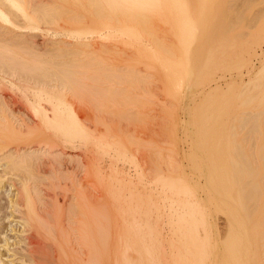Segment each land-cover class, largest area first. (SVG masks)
<instances>
[{
  "label": "bare ground",
  "instance_id": "obj_1",
  "mask_svg": "<svg viewBox=\"0 0 264 264\" xmlns=\"http://www.w3.org/2000/svg\"><path fill=\"white\" fill-rule=\"evenodd\" d=\"M229 1L0 0V188L9 187L7 204L0 201V264H264V61L252 62L264 48L257 51L256 33L244 25L250 2L239 0L238 11ZM226 70L237 78L222 90L216 73ZM157 81L168 101L159 106ZM73 100L148 130L155 115L147 108L167 115L169 155L126 135L149 152L141 156L158 191L133 193L134 203L120 207L113 257L107 188L100 171L91 179L89 149L90 140L106 139L92 136L93 120ZM176 111L188 136L182 154ZM52 135L81 139L83 176L62 168L67 154ZM156 197L172 216L169 252L148 219Z\"/></svg>",
  "mask_w": 264,
  "mask_h": 264
},
{
  "label": "rangeland",
  "instance_id": "obj_2",
  "mask_svg": "<svg viewBox=\"0 0 264 264\" xmlns=\"http://www.w3.org/2000/svg\"><path fill=\"white\" fill-rule=\"evenodd\" d=\"M230 1H232V3L234 4V7H236L235 9H237V5L236 4H238L239 5V7H242V9H244V5L242 4V3H239V2H242V1H239V0H230ZM230 1H229V3H230ZM234 1H235V3H234ZM237 1V2H236ZM239 1V2H238ZM244 2V1H243ZM248 2H250V3H248L249 5L245 8V10H244V13H246V15H247V17L245 18V21L244 22H246V23H244V25H246V29H248V30H251V32L253 33V32H255L256 33V38L258 39H256L257 40V44L255 43L253 46L257 49V51L258 50H260L261 48H264V13H261V12H264V0H248ZM232 3H230L231 5H232ZM236 5V6H235ZM238 7V11H241L242 9L241 8H239ZM255 12V13H254ZM253 15V16H252ZM261 15V16H260ZM250 16V17H249ZM263 17V18H262ZM250 20H248V19ZM257 18V19H256ZM259 19H260V21H259ZM249 22H248V21ZM252 20H254V21H252ZM257 22V23H256ZM250 25H251V27H250ZM255 26V27H254ZM250 27V28H249ZM253 30V31H252ZM256 30V31H255ZM262 32V33H261ZM261 34H262V36H261ZM126 56V58H130V54H127V55H125ZM260 59L262 60L263 59V61H264V54H262V55H260V56H258V57H253V60H252V62H253V64H255V66L257 67V66H259V64L261 63V61H260ZM255 60V61H254ZM115 64L116 65H122V63H120V60H118V61H116L115 62ZM139 67L140 68H143V66L142 65H139ZM228 72V73H227ZM243 73H242V78H243V80H248V75H247V73L245 72V70H243L242 71ZM246 73V74H245ZM221 77H219V76ZM229 75H230V77H229ZM236 77V71L235 70H226V71H218L217 73H216V79H219L220 78V80H219V82L221 83V89L223 90V89H226L227 88V85L232 81V78L233 77ZM225 77V78H224ZM234 77V78H235ZM237 78V77H236ZM237 80H240L239 78L237 79ZM224 82V83H222V82ZM155 82V81H154ZM157 82H159V81H157ZM156 82V83H157ZM245 82V81H244ZM152 83L151 85H153V86H155V88H153L155 91H156V93H158L157 94V96H156V93H154L153 92V94H154V102L155 103H159V104H156L157 106H159L160 105V103H162V105L163 104H165V103H167L168 101L165 99V97L163 96V94H161V91L160 90H158V86L159 85H161V83L159 82V83ZM156 84V85H155ZM160 87V86H159ZM152 89V90H153ZM6 93L7 94H9V92L8 91H6ZM160 93V94H159ZM18 95V96H17ZM159 95H161V96H159ZM160 97H162L161 99H160ZM15 98H16V100H17V102H19L21 99V97H20V93L19 92H17L16 94H15ZM157 98H159L158 100H157ZM156 100V101H155ZM159 101V102H158ZM73 102H74V105L76 106V107H79L78 108V110H80L82 113H84L85 115L87 114V115H89V117L91 118V120H93L92 121V123L90 124V131H91V133H92V136H94V137H99V138H101V137H104L105 139H106V142L103 144V145H98V144H96L95 142H93V140H90L89 141V149H90V157H91V163H92V169H91V171L94 173V175L92 174V176H91V179L93 180V181H95V184H96V182H97V179H95V178H97V176H96V172L97 171H100L99 173L100 174H98V179H103V181H104V183L106 184V188L108 189H106L105 190V194H106V197L109 199H107V214H108V220H109V223H110V233L112 234V235H110V237H109V242H110V245L109 246H111V247H109V248H111L110 250H109V253H110V251H111V253L109 254V255H111L110 257H113V255H115L116 253H117V248L116 249H114L115 248V246H118V244H119V235H117L116 237H115V235H114V233L115 232H117V230L119 229V225H120V228L122 229V221H121V219H120V207L124 204L125 206L128 204V203H130V202H132V203H134L133 201H131V200H133L134 199V195H133V193H135V194H145V195H148L150 192L149 191H151L150 189H152L153 191H151V192H154L155 193V195L157 196V189H156V182L154 181V179H153V177L154 176H152V171L151 170H149V166H150V164L148 163V158H146V159H144V157H146V155H149V152H146L145 150H141V151H139V149H138V151L136 150L137 149V147H136V145H134V144H132V143H130L129 142V140L131 139V137H133L134 138V140H142V142H145L146 144H149V145H151L152 143L154 144H152L153 146H155V145H158V146H155L156 148H158V149H162V152H164V155H165V152L167 153V155H169V153H170V151H168L169 149V147L172 145H168L169 144V142L168 141H171L170 140V137H171V135L170 134H168L169 132H168V130H169V127L167 126V129L168 130H166V125L168 124V121L166 120L167 118L165 117V116H167V115H165V114H163L162 113V111L160 110H158L157 108V106L156 105H154V106H156V107H154L153 105L151 106V107H149V108H147L148 109V111L151 109L153 112H150V115H151V113L153 114V115H155V118H154V116H153V120H155V121H151V118L148 120V122L150 123V121L152 122V124L150 123H147V124H149L148 125V127H149V130H148V128L146 129L145 127V129L143 128V127H141L142 126V124L139 126V124H137V123H129V122H127V121H121V120H119L118 119V122L117 121H114L113 119H116L115 117H113L112 115H108L107 113H105L103 110L102 111H100V110H98V108H96L97 110H98V112L96 111V109L95 110H93L94 108V106L92 105V108H91V106L89 105V107H87V106H85V105H83V104H79V105H77L78 103L76 102V101H74L73 100ZM20 103H21V101H20ZM76 103V104H75ZM154 104V103H153ZM16 108H18V107H20V104H17L16 106H15ZM161 108H162V106H160ZM14 108V107H13ZM146 109V110H147ZM160 109V108H159ZM150 110V111H151ZM177 112V111H176ZM155 113V114H154ZM158 113V114H157ZM160 113V114H159ZM178 114V115H177ZM158 115L160 116V115H162V118H161V120L164 118V121H160V119H159V122L157 121L158 119L156 118V117H158ZM151 116V117H152ZM175 118H176V125H177V128H176V130H177V135H176V137L174 138V139H177V143H178V149H177V151L180 153V154H182L183 153V151H185L186 149H187V144L185 143V142H187V135H183L182 134V129H180L181 127H180V125H181V123H180V121L182 122V120H183V118H184V115L183 114H181L180 113V111H178L177 113H175ZM150 117V116H149ZM113 118V119H112ZM160 118V117H159ZM181 118V119H180ZM117 120V119H116ZM165 120H166V122H165ZM110 121L111 122H113L112 124L110 123ZM121 121V122H120ZM161 122L164 124V122H165V126H162L163 124H161ZM106 123V124H105ZM110 123V124H109ZM125 123V124H124ZM128 123H129V125H128ZM179 123H180V125H179ZM108 124H109V126H108ZM147 124H144V126L146 125V127H147ZM92 125V126H91ZM106 126H108V127H106ZM112 126H114V127H112ZM139 126V127H138ZM109 127H112V130H111V128H109ZM125 127H127V128H125ZM141 127V128H140ZM164 127V128H163ZM108 128V129H107ZM118 128V129H117ZM107 129V130H106ZM123 129H124V131H123ZM128 129V130H127ZM129 129H131V130H129ZM140 130L141 131V133H140V131H138V130ZM144 131H143V130ZM108 130H109V132H108ZM121 131V132H118V131ZM134 131V134H130V132L131 131ZM136 130L138 131V132H136ZM166 130V131H165ZM128 131V132H127ZM47 132H48V130H47ZM113 132V133H112ZM125 134V132H126V134L125 135H123V133ZM135 132H136V134H135ZM144 134H143V133ZM166 132H168L167 134H165ZM127 133H129L128 135L129 136H131L130 138H128L129 136H126L127 135ZM181 133V134H180ZM50 135H51V133H49ZM121 134V135H120ZM138 134V135H137ZM164 136H163V135ZM180 134V135H179ZM110 135H111V137H110ZM113 135V136H112ZM137 135V136H136ZM156 135H158V136H156ZM53 137L55 136V135H52ZM51 136V137H52ZM116 136V137H115ZM135 136V137H134ZM140 136V137H139ZM141 136H143V137H141ZM146 136V137H145ZM182 136V137H181ZM53 137H52V139H53ZM111 139H110V138ZM113 137V138H112ZM159 137H161V138H159ZM56 138H58L59 139V141H57V139L55 140V137H54V140H55V142L57 141V143H59L61 146H59V147H62L63 148V151H64V153H65V155L67 154V156H65L64 157V162H65V166H63L62 168L64 169V168H67L68 167V169H72L73 167H75L74 169L76 170H73L74 172H76V174L78 173V175L80 176H83L84 175V172H82L83 171V168H81V166H82V164H83V158H82V151H81V149L80 148H78V146H79V144L82 142L81 141V139L79 138V137H77V138H75V140L73 141V143L75 144H73V143H69V142H67V141H65L64 139H62V141L60 140V137H56ZM127 138V139H126ZM140 138V139H139ZM144 138V139H143ZM165 138H167L168 139V141H167V139H165ZM119 139V140H118ZM154 140V141H152V140ZM179 139H180V141H179ZM121 140H122V142H121ZM127 140V141H126ZM148 142H147V141ZM163 140V141H162ZM61 141V142H60ZM64 141V142H63ZM92 141V142H91ZM162 141V142H161ZM63 142V143H62ZM121 142V143H120ZM161 142V143H160ZM163 142L165 143V144H163ZM131 145H130V144ZM167 143V144H166ZM173 143H176V142H173ZM23 144V143H22ZM63 144V145H62ZM124 146V149H122L121 147H122V145ZM119 145V146H118ZM133 145V146H132ZM74 146H76V147H74ZM119 147H120V149H119ZM133 147V148H132ZM136 147V148H135ZM118 148V149H117ZM165 148V149H164ZM133 149V150H132ZM165 151H164V150ZM183 149V150H182ZM124 150V154H122V151ZM142 151H145V152H142ZM140 152V153H139ZM145 154V155H144ZM173 156L176 154L175 152H173V153H171ZM138 157H137V156ZM144 156V157H142V156ZM151 155V154H150ZM70 156V157H69ZM74 156V157H73ZM135 156V157H134ZM182 156V155H181ZM69 157V158H68ZM71 157H73V160H72V162H70L69 163V159H72ZM82 159H81V158ZM74 158L76 159V158H78L77 160H80V162H82L81 163V165H80V162L78 163V167H80V168H76L77 167V162H75L74 161ZM138 158H140V160L138 159ZM141 158H143V159H141ZM67 161H66V160ZM138 159V160H137ZM82 160V161H81ZM85 160V159H84ZM142 161V162H141ZM184 163H185V161H183ZM86 163V162H85ZM174 164H177V163H179L178 161L177 162H173ZM74 164H75V166H74ZM141 164V165H140ZM45 165V167H43ZM42 164L40 167H42L41 168V170H43V171H45V172H47L48 171V169H49V167H48V165H46V164ZM96 165V166H95ZM112 165V166H111ZM67 166V167H66ZM109 166H111V167H109ZM114 166V167H113ZM143 167H145V169H146V171H144V172H142V168ZM148 167V168H147ZM44 168H45V170H44ZM80 169H81V171H80ZM96 169V170H95ZM148 169V170H147ZM116 170V171H115ZM137 170V171H136ZM36 171H38L37 169L35 170V173H36ZM130 171V172H129ZM150 171V172H149ZM106 172H108V173H106ZM116 172H119V174L118 173H116ZM44 173V172H43ZM83 173V174H82ZM122 173H125V175H128L132 180H133V187H123L124 185H123V182L121 181V174ZM140 173H142L143 174V178H145L144 179V181L142 182V184L141 183H139L138 182V180H137V175L138 174H140ZM104 176H103V175ZM130 174V175H129ZM150 174V175H149ZM46 175H48L47 173H46ZM118 175V176H117ZM149 177H148V176ZM154 175V174H153ZM100 177V178H99ZM152 177V178H151ZM152 180H151V179ZM47 181V182H46ZM152 181V182H151ZM48 183L47 185H49V182H48V180H45L44 181V183ZM138 182V183H137ZM149 182V183H148ZM7 183V182H6ZM146 183H148V184H146ZM155 183V184H154ZM146 184V187H143L144 185ZM45 185H42V187H44ZM137 187V189L134 191V189L133 188H136ZM6 188H8L9 189V187L7 186V187H3L2 189L0 188V201L3 203V204H7V199H8V197L5 195L6 193ZM14 188H16V187H14ZM119 190H118V189ZM122 188V189H121ZM144 188V189H143ZM160 188V187H159ZM13 189V188H12ZM4 190V191H3ZM60 189H58V191H59ZM115 190V191H114ZM142 190V191H141ZM155 190V191H154ZM62 191V190H61ZM61 191H59V192H61ZM129 191V192H128ZM139 191V192H138ZM93 192H95V190L93 189ZM121 193V199H119V200H116L115 198H113V194H117V193ZM132 192V193H131ZM5 193V194H4ZM96 193H98L97 191L94 193V194H96ZM131 193V194H130ZM99 194V193H98ZM98 194H96L95 196H98ZM127 194V195H126ZM127 197V198H126ZM161 200H163V199H161ZM159 198H155V203H156V205H152L151 206V215L148 217V219H149V221H150V223H155V221L157 222V226H158V229H159V231H160V234H161V238H162V241H163V246L165 247V251L166 252H169L168 251V239H169V235H170V231H169V227H170V225H169V222H170V219H171V217L172 216H168V212H169V207H168V203H166V201H161ZM129 201V202H128ZM160 201V202H159ZM164 203V204H163ZM163 204V205H162ZM157 207H159V208H157ZM163 207V208H162ZM142 208H144V207H142ZM165 208V209H164ZM113 209V210H112ZM158 209V210H157ZM162 210V211H161ZM164 210V211H163ZM7 212H8V209H7ZM132 213V211L131 210H129V211H127L126 212V215L127 216H129V215H132L131 214ZM145 214H143V213H141L140 214V217L143 219H146L145 217ZM109 217H110V219H109ZM152 217V218H151ZM157 217V218H156ZM169 217V218H168ZM150 218H151V220H150ZM16 219V218H15ZM18 219V218H17ZM16 219V220H17ZM15 220V221H16ZM153 220V221H152ZM13 222V223H16V222ZM18 223V222H17ZM6 225H7V222H6ZM118 227V228H117ZM162 228V229H161ZM117 229V230H116ZM5 230H6V227H5ZM119 233H121V230L119 231ZM7 234H9V235H11V233L9 232V231H7ZM116 234H118V233H116ZM165 235V236H164ZM117 238V239H116ZM115 239H116V243H114L115 242ZM117 244V245H116ZM112 246L114 247L113 249L115 250L114 252L112 251ZM1 250H2V248H1ZM3 252H5V251H3ZM115 253V254H114Z\"/></svg>",
  "mask_w": 264,
  "mask_h": 264
}]
</instances>
